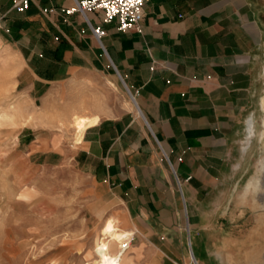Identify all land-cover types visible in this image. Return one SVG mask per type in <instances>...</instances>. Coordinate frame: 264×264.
I'll list each match as a JSON object with an SVG mask.
<instances>
[{
    "label": "crops",
    "instance_id": "obj_1",
    "mask_svg": "<svg viewBox=\"0 0 264 264\" xmlns=\"http://www.w3.org/2000/svg\"><path fill=\"white\" fill-rule=\"evenodd\" d=\"M14 1L0 0V50L17 66L21 94L40 102L52 89L63 95L84 84L110 97L111 84L121 83L135 109L111 116L108 99L72 116L94 124L71 154L31 133L25 153L71 161L101 202L96 213L108 215L122 245L129 241L124 264H206L201 232L214 228L206 216L220 213L217 199L227 197L255 101L260 0H149L141 33L118 31L101 12L66 15L72 0H29L22 13ZM94 28L104 31L100 40Z\"/></svg>",
    "mask_w": 264,
    "mask_h": 264
},
{
    "label": "rangeland",
    "instance_id": "obj_2",
    "mask_svg": "<svg viewBox=\"0 0 264 264\" xmlns=\"http://www.w3.org/2000/svg\"><path fill=\"white\" fill-rule=\"evenodd\" d=\"M16 73L14 60L0 50V264H95L96 250L106 245L100 232L114 225L103 221L108 215L96 213L101 202L89 195L88 181L70 160L60 162L54 153L27 155L25 136L31 133V139L50 144L47 148L71 154L80 135L71 117L108 101L111 116L118 109L135 111L131 93L121 83L120 88L111 84L110 97L91 85L70 84L63 95L52 89L45 100L34 102L16 89ZM263 98L261 55L236 170L224 184L227 197L217 199L220 213L206 216L214 228L201 232L211 254L206 264H264ZM250 117L254 128L249 136Z\"/></svg>",
    "mask_w": 264,
    "mask_h": 264
},
{
    "label": "built area",
    "instance_id": "obj_3",
    "mask_svg": "<svg viewBox=\"0 0 264 264\" xmlns=\"http://www.w3.org/2000/svg\"><path fill=\"white\" fill-rule=\"evenodd\" d=\"M149 0H72V6L64 10L66 15L81 14L83 16L90 12H101L103 22H117V30L120 32L134 31L141 33V23L144 18V6ZM29 6V0H16L13 8L17 13L24 12ZM6 13L0 8V24L4 22ZM97 40L104 36L100 28L92 29ZM178 185L179 182L177 181Z\"/></svg>",
    "mask_w": 264,
    "mask_h": 264
},
{
    "label": "bare ground",
    "instance_id": "obj_4",
    "mask_svg": "<svg viewBox=\"0 0 264 264\" xmlns=\"http://www.w3.org/2000/svg\"><path fill=\"white\" fill-rule=\"evenodd\" d=\"M131 101L132 104H134L133 100ZM261 107L264 108V100L261 101ZM4 116L8 118L11 117V116L9 117L8 114ZM71 124H73L78 129L77 131L79 134L85 128L92 126L94 124V120L88 117L74 116L71 119ZM246 125L248 128V134L250 136L254 128L253 118L250 117L246 121ZM100 235L104 240V242L106 243V245L104 246V248L99 247L96 250V254L99 257V260L95 262V264H124L125 257L123 255V252L129 248V241L124 243V245H122L120 240L123 235L112 226L110 227L107 226L104 229H102Z\"/></svg>",
    "mask_w": 264,
    "mask_h": 264
},
{
    "label": "water",
    "instance_id": "obj_5",
    "mask_svg": "<svg viewBox=\"0 0 264 264\" xmlns=\"http://www.w3.org/2000/svg\"><path fill=\"white\" fill-rule=\"evenodd\" d=\"M195 263V262H194ZM196 264V263H195Z\"/></svg>",
    "mask_w": 264,
    "mask_h": 264
}]
</instances>
